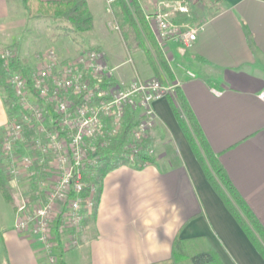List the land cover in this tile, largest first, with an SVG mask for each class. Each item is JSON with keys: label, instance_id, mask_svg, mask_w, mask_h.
Returning <instances> with one entry per match:
<instances>
[{"label": "crops", "instance_id": "crops-1", "mask_svg": "<svg viewBox=\"0 0 264 264\" xmlns=\"http://www.w3.org/2000/svg\"><path fill=\"white\" fill-rule=\"evenodd\" d=\"M86 1L94 28L82 39L90 40L88 47L104 51L108 65L115 67L114 82L127 83L135 75L153 77L147 61L149 70L141 74L130 50L139 49L146 60L135 34L120 32L131 63L117 53L109 59L95 44L96 25L102 38H108L107 30L113 27V22L107 23L111 8L105 0ZM179 1L193 22H177L176 10L172 20L202 28L190 49L175 41L164 43V56L173 58L167 62L173 78L162 75L180 81L177 89L186 97L209 146L264 226V0ZM156 4L151 2V11ZM20 10L19 0H0V24L12 22ZM66 36L53 33L46 39L55 46ZM68 39L74 48H84L80 39ZM3 101L0 92V133L8 119ZM153 106L157 115L149 133L153 161L139 169L120 165L104 176L94 221L82 243L63 252L61 264H151L170 256L176 235L204 238L224 264H264L207 181L177 123L176 96H164ZM0 240L4 264H46L34 252L35 246L12 228L3 227Z\"/></svg>", "mask_w": 264, "mask_h": 264}, {"label": "built area", "instance_id": "built-area-1", "mask_svg": "<svg viewBox=\"0 0 264 264\" xmlns=\"http://www.w3.org/2000/svg\"><path fill=\"white\" fill-rule=\"evenodd\" d=\"M114 1L105 0L108 9ZM175 10L185 12L187 7L179 0H158L155 9L146 12L161 50L167 41L192 48L202 28L175 23ZM42 57L27 74L12 72L7 78L19 112L4 127L1 146L8 182L17 190L24 182L28 188L15 207L14 228L29 235L37 253L42 251L54 262L62 246L57 233L64 232L70 243L76 242L96 205L97 153L119 138L126 111L135 116L123 149L136 151L156 123L153 102L175 96L180 81L135 75L127 83L114 82L115 67L108 65L98 47L82 48L68 59L52 49ZM126 62L131 63L132 57ZM186 73L194 77L191 71ZM23 143L28 152L17 150L16 145Z\"/></svg>", "mask_w": 264, "mask_h": 264}, {"label": "trees", "instance_id": "trees-1", "mask_svg": "<svg viewBox=\"0 0 264 264\" xmlns=\"http://www.w3.org/2000/svg\"><path fill=\"white\" fill-rule=\"evenodd\" d=\"M19 1L29 18L61 17L69 22L70 30L77 34L90 32L94 28V16L86 0ZM182 1L186 2L189 0ZM145 2L144 0H115L111 5V14L117 21L119 31L122 34L131 35L133 33L137 36V41L142 46L141 49L144 52L146 61L153 70V76L161 79L164 73L167 75V78L172 79L173 73L162 50L154 39L146 19ZM175 12L177 22H193L191 19L192 14L188 9L185 12L178 10ZM177 13H180L181 16H178ZM19 71L25 74L28 73V69L21 64L17 52H12V55L7 59L0 57V92L4 96L3 105L8 118L16 116L19 112V107L11 87L6 81L10 73ZM175 93L178 104V107L174 109L177 123L202 168L207 181L264 259V226L235 188L217 154L212 151L182 91L178 88ZM134 116V113L128 109L125 114L123 132L119 138L109 147L97 153L99 157V163L96 168L98 192L101 190V182L104 176L110 170L127 164L139 169L153 161V158L149 154V149L151 148L149 136L140 141L136 151L123 149V144L130 137L129 134L134 125ZM16 148L19 152H28L25 150L26 146L24 143L16 145ZM3 158L4 154L0 151V193L4 200L10 203L13 198L7 186ZM97 201L98 199L96 198V204ZM94 214L95 212L93 213V217ZM86 220L83 222L84 225ZM57 238L60 240L59 233H57ZM59 252L60 258L58 263L61 264L62 246H60ZM151 264H224V262L204 238L193 237L182 239L176 235L172 243L170 256Z\"/></svg>", "mask_w": 264, "mask_h": 264}, {"label": "rangeland", "instance_id": "rangeland-1", "mask_svg": "<svg viewBox=\"0 0 264 264\" xmlns=\"http://www.w3.org/2000/svg\"><path fill=\"white\" fill-rule=\"evenodd\" d=\"M150 1V2H149ZM146 0L145 6L147 7V11L150 10V8L153 9L151 6V2L153 1H158V0ZM108 10V9H107ZM107 12V11H106ZM150 12H152L150 10ZM108 20L107 23H114L117 24V21L113 18V15L111 12L108 10ZM175 13V12H174ZM174 13L172 14V17L174 16ZM10 21V20H9ZM96 23H99V19H96ZM118 25V24H117ZM114 26V25H113ZM107 29H109L108 26H106ZM119 27V25H118ZM99 26L96 25V42L95 44H100V46L106 51V54L109 59H111L113 53H117L122 58H128L126 54V49L124 45V41L120 35V29L116 30L114 27L112 29L107 30L106 32L108 33V38H102L100 33H99ZM70 30V24L67 20L64 18H29L25 11L22 9L20 10V14L17 15V18H15L12 22H7L4 24H0V55L3 52H7V55H5V58L2 59H7L12 55V52H17L19 55V59L21 61V64L23 67L26 69H33L35 66L38 65V63L41 61L42 54L45 52H49V50H55L62 59H68L74 56L77 52H79L81 49L80 48H74L71 46V41H69L68 37H75V39H80V44L84 46V48H88L90 40L87 39H82L83 34H77L73 31ZM59 34V36H65L67 35V40L63 38L62 43H58L55 46H51V43L46 39L48 35L50 34ZM64 35H63V34ZM50 37V36H49ZM51 38V37H50ZM60 38V37H59ZM83 40V41H81ZM129 43V41H127ZM73 47V48H72ZM130 47V46H129ZM99 48V47H98ZM131 52H134V56L136 58L137 66L141 72V74H144V72L149 70L146 60H144L143 54L139 49L134 50V48L130 47ZM41 55V58H40ZM39 61V62H38ZM166 77L167 75L164 74ZM1 91V90H0ZM2 93V92H1ZM3 95V94H2ZM9 118L7 119V122L4 124V127L9 123L8 122ZM154 127V126H153ZM151 131V130H150ZM150 131L147 133V136H149ZM3 133H0V140H2V135ZM150 137V136H149ZM1 153L2 151V146L0 147ZM153 154H151V157ZM3 166L5 168V161L3 158ZM7 186L9 191H11L12 194V202L7 203L4 198L2 197L0 193V232L3 227L6 228H12L15 232L20 233L22 236H24L30 243L33 245L32 238L29 235H26L18 230H16L13 227V221L15 219V215L13 213V209L15 211V207L17 203L19 202L20 193H26L28 194V188H27V183H22L20 186H18L19 190H17L15 187L11 186L10 183L8 182L7 176ZM27 188V189H26ZM101 195V190L97 193V199ZM98 201L96 206L94 207L93 211H91L87 218H85L86 223L83 231L81 234L77 237V241L74 243H70L68 239V235L64 232L59 233V237L62 241V247L63 245H67L62 248V251H66L69 249L74 250L77 246H79L82 243L83 238L85 237L86 233L89 231V224L91 221H94L93 218V213L96 212ZM96 215V214H95ZM94 215V217H95ZM88 235V234H87ZM34 246V245H33ZM34 252L37 253L36 248H34ZM70 250V251H72ZM54 253V251H53ZM41 257L44 258V261L46 264H59V258H60V252H59V257L58 260L56 261H50L48 259V256L43 253L42 251L39 252ZM75 254V252H74ZM73 257V256H72ZM3 256V247L1 245V240H0V263L4 264Z\"/></svg>", "mask_w": 264, "mask_h": 264}, {"label": "clouds", "instance_id": "clouds-1", "mask_svg": "<svg viewBox=\"0 0 264 264\" xmlns=\"http://www.w3.org/2000/svg\"><path fill=\"white\" fill-rule=\"evenodd\" d=\"M160 214L163 215V209L160 210ZM153 219H157V217L155 215H153Z\"/></svg>", "mask_w": 264, "mask_h": 264}]
</instances>
